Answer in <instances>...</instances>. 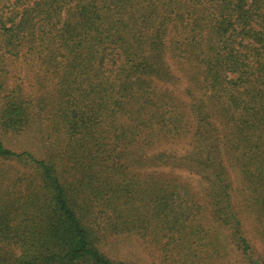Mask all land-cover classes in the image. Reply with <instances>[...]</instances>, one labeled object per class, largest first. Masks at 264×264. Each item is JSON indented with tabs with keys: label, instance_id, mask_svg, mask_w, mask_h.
Masks as SVG:
<instances>
[{
	"label": "trees",
	"instance_id": "obj_1",
	"mask_svg": "<svg viewBox=\"0 0 264 264\" xmlns=\"http://www.w3.org/2000/svg\"><path fill=\"white\" fill-rule=\"evenodd\" d=\"M0 264H264V0H0Z\"/></svg>",
	"mask_w": 264,
	"mask_h": 264
},
{
	"label": "rangeland",
	"instance_id": "obj_2",
	"mask_svg": "<svg viewBox=\"0 0 264 264\" xmlns=\"http://www.w3.org/2000/svg\"><path fill=\"white\" fill-rule=\"evenodd\" d=\"M25 77L28 78V74H25ZM186 176H187V174H186ZM189 177H190V176H189ZM192 182H193L194 184H196V183H197V180L192 179ZM198 186H199V183H198Z\"/></svg>",
	"mask_w": 264,
	"mask_h": 264
}]
</instances>
